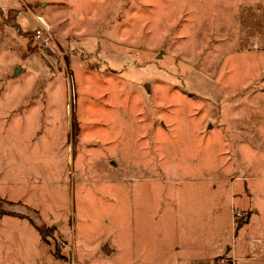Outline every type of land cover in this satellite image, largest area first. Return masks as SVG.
Wrapping results in <instances>:
<instances>
[{"label": "rangeland", "instance_id": "1", "mask_svg": "<svg viewBox=\"0 0 264 264\" xmlns=\"http://www.w3.org/2000/svg\"><path fill=\"white\" fill-rule=\"evenodd\" d=\"M256 1L0 0V264H233L264 238V177L224 180L261 123Z\"/></svg>", "mask_w": 264, "mask_h": 264}, {"label": "crops", "instance_id": "2", "mask_svg": "<svg viewBox=\"0 0 264 264\" xmlns=\"http://www.w3.org/2000/svg\"><path fill=\"white\" fill-rule=\"evenodd\" d=\"M258 2L257 4L259 5V8L263 9L264 8V1H256ZM241 5V4H240ZM248 6V5H244ZM14 9L18 11V15L20 10L16 9L14 7L8 9L0 6L1 11H6V10H11ZM33 16L38 15L37 13H34L31 11ZM40 16V15H39ZM256 16V15H255ZM42 17V16H41ZM43 18V17H42ZM35 19V17H34ZM47 23V22H46ZM28 57V56H27ZM25 57V59L27 58ZM23 69V68H22ZM21 69V70H22ZM20 70V71H21ZM259 70H264V63L263 66ZM35 81L38 82V75L35 78ZM254 86H258L259 88L254 92L252 95H250L249 98H252L253 101L255 102L252 106L255 109V114L257 116V110H261V116L259 118L260 120V125L258 123L256 126L253 127V141L250 140V137L248 136V140H246V130L247 128H243V133L244 137L241 138V142L239 143L240 145V150L245 149V152L247 154L246 157L243 156L240 157V173L236 175V177H232L231 175L228 174V177L224 179L228 184H226L227 188L229 187L230 189H234V182H242L243 186L248 180H253V179H260L264 177V78H257L255 79V82L253 83ZM249 98H246V100H250ZM257 101H261V104H257ZM248 106V105H246ZM250 108V105H249ZM258 110V111H259ZM259 117V116H257ZM249 135V134H247ZM243 146V148H241ZM233 178V179H232ZM240 186V185H239ZM232 202H235L236 199H239L240 197L244 196H249V193H245L244 190L238 189L236 192L234 190L232 191ZM245 200V199H244ZM237 202V200H236ZM238 204V202H237ZM245 205L244 201L242 205H239L240 208ZM243 209V208H241ZM9 211V210H8ZM9 212H12L11 210ZM32 222V221H31ZM239 223V222H238ZM237 224V223H236ZM236 226V225H235ZM243 226V223H240V226L237 228V230ZM36 230L37 227L35 226ZM234 227V232H236ZM38 231V230H37ZM39 233V232H38ZM18 252L21 246H18ZM263 247V248H261ZM16 252V250H14ZM224 253H226V256L231 258L233 261V264H264V238H255V239H248L245 241H241L238 246L233 245L230 248H227ZM4 249L2 250V253L0 255H4ZM214 254V255H213ZM26 256H28L25 252ZM212 255L216 257L218 254L217 252H213ZM30 261L31 263L35 262V264H48V262L52 261H47L46 259H41L39 256L35 253H31L30 255ZM210 256V257H213ZM206 257V261L209 264H213L210 261V257ZM24 260H27L26 258ZM133 262H140L137 258L131 259ZM199 259L195 258L193 256H179L173 260L172 263L174 264H199L198 263ZM166 262V261H165ZM141 263V262H140Z\"/></svg>", "mask_w": 264, "mask_h": 264}, {"label": "built area", "instance_id": "3", "mask_svg": "<svg viewBox=\"0 0 264 264\" xmlns=\"http://www.w3.org/2000/svg\"><path fill=\"white\" fill-rule=\"evenodd\" d=\"M35 20L37 21L39 27L35 30H33L34 32V41H36V43L38 45H41L42 47H48L51 44L55 45V50H56V54L57 57L59 59V61L62 62L63 67L67 68L66 66V58H67V51L66 49L63 48H59L56 44H55V36L52 34V32L49 29V25L46 23V21L40 16V18L43 20L41 21L39 19V15H34ZM45 22V23H44ZM218 264H232L228 263L226 261H220Z\"/></svg>", "mask_w": 264, "mask_h": 264}, {"label": "trees", "instance_id": "4", "mask_svg": "<svg viewBox=\"0 0 264 264\" xmlns=\"http://www.w3.org/2000/svg\"><path fill=\"white\" fill-rule=\"evenodd\" d=\"M15 12L16 10H14V9H11V10H9L8 12ZM29 37H31V41L33 40L34 41V32L32 31L31 32V34L29 35ZM37 230H38V228H37ZM38 232L41 234V231L40 230H38Z\"/></svg>", "mask_w": 264, "mask_h": 264}, {"label": "water", "instance_id": "5", "mask_svg": "<svg viewBox=\"0 0 264 264\" xmlns=\"http://www.w3.org/2000/svg\"><path fill=\"white\" fill-rule=\"evenodd\" d=\"M18 70V68H17ZM240 226V223H237L236 226H235V230H237V228ZM105 251V250H104Z\"/></svg>", "mask_w": 264, "mask_h": 264}]
</instances>
